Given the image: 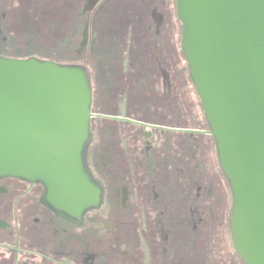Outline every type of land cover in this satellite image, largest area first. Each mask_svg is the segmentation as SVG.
<instances>
[{
	"label": "flooded vegetation",
	"instance_id": "flooded-vegetation-1",
	"mask_svg": "<svg viewBox=\"0 0 264 264\" xmlns=\"http://www.w3.org/2000/svg\"><path fill=\"white\" fill-rule=\"evenodd\" d=\"M182 30L177 0H0V57L85 70L100 190L68 212L42 182L0 177V264H246L216 141L182 94Z\"/></svg>",
	"mask_w": 264,
	"mask_h": 264
},
{
	"label": "water",
	"instance_id": "water-1",
	"mask_svg": "<svg viewBox=\"0 0 264 264\" xmlns=\"http://www.w3.org/2000/svg\"><path fill=\"white\" fill-rule=\"evenodd\" d=\"M182 48L233 194L246 264H264V0H177ZM92 91L83 68L0 57V177L42 182L68 212L97 206L83 172Z\"/></svg>",
	"mask_w": 264,
	"mask_h": 264
},
{
	"label": "rangeland",
	"instance_id": "rangeland-1",
	"mask_svg": "<svg viewBox=\"0 0 264 264\" xmlns=\"http://www.w3.org/2000/svg\"><path fill=\"white\" fill-rule=\"evenodd\" d=\"M189 71H190V68H189ZM185 84L182 86L183 87V92L182 94L183 95H186L187 97V101H188V108H189V111L190 110H193L195 111L199 116H204L203 114V111H202V106H201V102H200V99L196 93V89L194 87V84H193V81L190 77V74L188 73V78H185ZM197 104V105H196ZM194 114L190 112L189 116L187 117V120L188 121H191L192 119L196 120V116L193 117ZM205 119V117H204ZM106 128H108L107 125H104ZM205 128H209L206 127ZM108 129H111V127H109ZM226 252H227V248H225L224 244H222V247H220V254H221V258L224 257V255H226ZM204 263H213V261H202ZM217 262H220L218 264H241L240 261H215V264H217Z\"/></svg>",
	"mask_w": 264,
	"mask_h": 264
}]
</instances>
